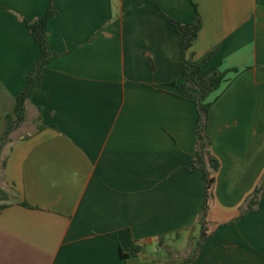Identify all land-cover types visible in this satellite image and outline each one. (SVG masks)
<instances>
[{"label":"crops","instance_id":"crops-1","mask_svg":"<svg viewBox=\"0 0 264 264\" xmlns=\"http://www.w3.org/2000/svg\"><path fill=\"white\" fill-rule=\"evenodd\" d=\"M47 11L56 57L1 151L0 186L16 195L0 211V264L187 259L204 181L191 167L195 106L168 86L182 70L168 19L190 24L194 11L193 60L225 78L207 98L219 168L193 264H264V189L240 214L264 178V0H0V138L40 57L27 22Z\"/></svg>","mask_w":264,"mask_h":264},{"label":"trees","instance_id":"trees-1","mask_svg":"<svg viewBox=\"0 0 264 264\" xmlns=\"http://www.w3.org/2000/svg\"><path fill=\"white\" fill-rule=\"evenodd\" d=\"M54 16L51 11H47L41 18L34 22H27V30L33 38L40 50V57L33 67L30 75L27 77L26 83L20 93L17 95L14 105L13 116L6 117V128L0 138V154L3 147L10 141L11 133L17 129L26 117V102L31 98L40 97L43 95L41 91L42 69L50 63L55 57L49 51L47 42V23ZM169 24L175 32L181 37V65L182 70L178 79L170 82L169 87L175 89L177 94L175 97H184L191 102L197 112L196 123V144L194 157L191 163L193 171H199L204 181V201L203 214L199 222L200 233L196 240L193 249L183 264H193L202 244L206 241V215L208 211V200L211 198L212 187L214 184L213 174L217 172L219 165L210 153L211 141L205 134L208 121L209 109L213 102H207L209 95L219 89L224 81L225 74L220 71V64L216 63L207 69L203 65L208 61L204 58L201 63H196L193 60V54L190 51L193 43L197 39L200 30V20L194 11L193 22L190 24H180L171 19H168ZM3 162L0 160V170ZM264 189V178L260 181L253 193L247 198L245 204L240 209V214L243 215L256 208L260 196ZM16 193L10 187L0 186V211L7 208L13 200ZM25 207H30L27 203H21ZM161 239V238H159ZM161 241V240H160ZM139 247H133L131 252L138 253Z\"/></svg>","mask_w":264,"mask_h":264},{"label":"rangeland","instance_id":"rangeland-1","mask_svg":"<svg viewBox=\"0 0 264 264\" xmlns=\"http://www.w3.org/2000/svg\"><path fill=\"white\" fill-rule=\"evenodd\" d=\"M0 160L2 161L1 154H0ZM196 229H197V227H196ZM195 233L196 232L193 231L191 234H188V236L186 235L184 237V238H187V240H185V248H186V250L187 249H190L191 250V247L194 245L195 240L198 239L197 238L198 236L194 235ZM173 249H175V248H173ZM161 253L162 252H160V251L158 252V254H161ZM173 253H177V251L176 250L171 251V254H173Z\"/></svg>","mask_w":264,"mask_h":264}]
</instances>
